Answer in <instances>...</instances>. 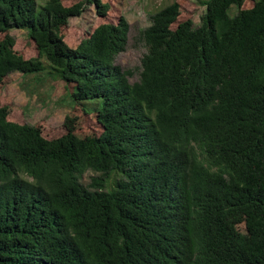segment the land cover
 <instances>
[{
  "label": "trees",
  "instance_id": "trees-1",
  "mask_svg": "<svg viewBox=\"0 0 264 264\" xmlns=\"http://www.w3.org/2000/svg\"><path fill=\"white\" fill-rule=\"evenodd\" d=\"M186 1L151 14L131 82L125 0H0V264H264V0H200L199 25ZM45 70L62 130L2 93Z\"/></svg>",
  "mask_w": 264,
  "mask_h": 264
},
{
  "label": "rangeland",
  "instance_id": "rangeland-1",
  "mask_svg": "<svg viewBox=\"0 0 264 264\" xmlns=\"http://www.w3.org/2000/svg\"><path fill=\"white\" fill-rule=\"evenodd\" d=\"M36 1L38 5L46 2V0ZM171 1L173 0H125L124 14L130 23L129 38L126 50L117 55L115 64L125 70L133 71L130 76L131 82L139 80L141 59L147 52L141 32L151 24V14ZM186 6L193 16L195 25H199L206 7L200 3V0H188ZM234 10L235 8L233 12ZM96 22L95 9L90 6L81 16L70 19V27L79 40L93 28ZM11 34L21 44H24L27 38V31L23 29H12ZM2 93L13 96V103L23 109L26 122L33 124L45 118L52 127L60 130L64 126L66 115L74 106L71 95L65 89V83L49 75L47 70L28 74L26 78L19 71L11 73L10 81L5 84ZM97 102L99 105L102 104L101 100ZM98 174L88 170L83 174L81 181L88 185L92 177ZM114 174L116 173L112 175ZM111 188L112 185L109 184L107 189Z\"/></svg>",
  "mask_w": 264,
  "mask_h": 264
}]
</instances>
